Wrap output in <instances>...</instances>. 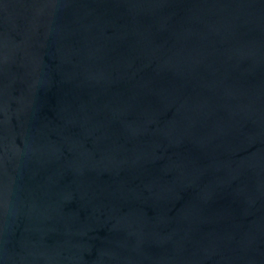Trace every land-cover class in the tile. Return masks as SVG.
I'll return each mask as SVG.
<instances>
[{"label":"water","instance_id":"obj_1","mask_svg":"<svg viewBox=\"0 0 264 264\" xmlns=\"http://www.w3.org/2000/svg\"><path fill=\"white\" fill-rule=\"evenodd\" d=\"M0 264H264V0H0Z\"/></svg>","mask_w":264,"mask_h":264}]
</instances>
